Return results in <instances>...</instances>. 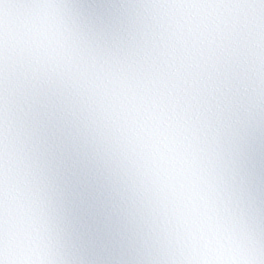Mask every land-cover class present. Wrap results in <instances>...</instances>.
Instances as JSON below:
<instances>
[{
    "label": "snow or ice",
    "instance_id": "1",
    "mask_svg": "<svg viewBox=\"0 0 264 264\" xmlns=\"http://www.w3.org/2000/svg\"><path fill=\"white\" fill-rule=\"evenodd\" d=\"M0 264H264V0H0Z\"/></svg>",
    "mask_w": 264,
    "mask_h": 264
}]
</instances>
